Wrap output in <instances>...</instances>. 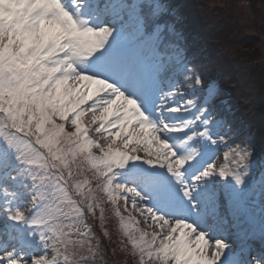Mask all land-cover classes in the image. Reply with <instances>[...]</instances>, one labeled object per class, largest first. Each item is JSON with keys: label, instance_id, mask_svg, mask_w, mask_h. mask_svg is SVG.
I'll list each match as a JSON object with an SVG mask.
<instances>
[{"label": "snow or ice", "instance_id": "1", "mask_svg": "<svg viewBox=\"0 0 264 264\" xmlns=\"http://www.w3.org/2000/svg\"><path fill=\"white\" fill-rule=\"evenodd\" d=\"M169 15L161 0H0V196L10 203L17 195L3 185L14 160L10 178L29 187L31 205L0 208V264H103L88 218L103 228L105 205L138 264H236L222 260L224 234L243 231L247 202L209 180L243 186L252 153L226 142L206 109L191 111L204 82L183 63ZM130 40L134 49L125 47ZM171 79L175 86L154 104V85ZM177 113L192 117L187 130L172 123ZM176 132L189 140L182 148L169 142ZM220 143L223 162L217 155L205 164ZM136 162L166 169L183 196L143 176ZM125 169L156 193L158 207L120 181ZM257 194L264 196V177L249 190ZM19 225L31 238L4 247Z\"/></svg>", "mask_w": 264, "mask_h": 264}, {"label": "rangeland", "instance_id": "2", "mask_svg": "<svg viewBox=\"0 0 264 264\" xmlns=\"http://www.w3.org/2000/svg\"><path fill=\"white\" fill-rule=\"evenodd\" d=\"M161 2L167 5L169 8L172 0H161ZM181 2L185 3L186 10L182 6L180 9L176 10V15L181 14L185 17L187 23L191 24V30L189 32L190 34H193L192 27L194 26L202 29L206 42L214 52L213 57H215L219 62L223 64V69L228 70V72L221 73L214 80V82L210 84V86L207 88V93L209 88H211V94H213L219 89L223 90L232 87V85L230 84V76L232 75V77H234L235 83H237L236 86H233V90L236 91L234 92V95L236 97H239V101L241 102V105H243L242 108L245 109L239 113L243 115L250 124V121L254 119L250 117L251 111L256 109L258 106L254 104L257 100L256 97L260 98L261 95H264V0H181ZM125 47L126 49H134L135 45L130 40L125 45ZM178 52L182 58L181 50H178ZM160 84L161 82L157 83L153 88L154 104H159L161 102V96L168 92V84ZM157 87L159 88L158 90ZM158 93L160 94L158 95ZM168 100L173 104L181 102V99L176 96H171L168 98ZM191 111L195 112V108H192ZM174 115L176 119L172 120V123L178 124L179 126L183 127L184 130H187V127L193 122L192 117L188 116L187 113H177ZM154 122L157 124V126H159V121ZM215 122L219 126L220 135H223L225 133L226 124L228 122L227 118L219 119ZM251 126L253 127L252 131H254V135L252 140L247 145H245L247 148H250L253 141L256 139L260 141L264 140V130L261 131L259 130L260 128H256L258 127V125L254 126V124H251ZM179 137V132L169 134V142L175 148H182L184 144L189 143L187 137H184L183 139H180ZM217 145H219V149H215ZM263 148L264 146L262 147V149ZM219 150H221L224 155V151L226 150L225 143L212 144L209 147L207 153L214 151V154L216 155ZM180 155L183 157H190L189 152H182L180 153ZM256 158H258L256 154L252 155L251 161ZM13 163H15V161L10 160L6 165V175L12 171L14 166ZM136 163L141 165L139 172L143 175L142 172L144 171H142L141 169H145L146 166L148 169L149 165L143 162ZM256 163L257 162L254 161V164ZM159 169L164 170V173H166V169L160 167ZM120 175L123 177V181L125 179L127 181H132V176H135V174L130 173L127 169L122 171ZM135 177L136 179H138L137 176ZM162 178L164 179L162 184L168 185L170 188H172L173 193H176L177 196H183L182 192L176 191L178 185L175 184L174 179L169 180L165 175H163ZM168 180L169 182L168 184H166V181ZM218 183L221 184L219 186V189L222 193L225 194L238 195L243 189V187L236 186L234 182H231L230 177L227 180L222 179V182ZM136 188L140 192L143 191V189H146V192H141L143 196L147 195L144 198H148L153 201L154 206H159L156 193L153 190L140 185H137ZM1 204L3 206H1ZM143 204L145 205L144 202ZM15 205L16 202L10 201L9 203L2 196H0V208H15ZM256 205H260V202L257 201ZM106 207L109 206L105 205V208ZM105 217L106 218L103 228L101 227L99 219H93L91 217L88 218L89 224L94 229L93 234L97 236L101 240V242H103V245H101L102 250L99 252V256L97 257V259L102 258L103 264H138V257L132 256L130 253L128 256L124 252L126 247L130 246L126 245V239L122 241V248H111L114 240L112 238L113 236L111 235V230L110 226L108 225L106 214ZM140 226L144 227L143 224H141ZM14 229H17L19 231L18 235H16L18 243H5L3 244L4 247H11L14 245L19 248L20 241H25L31 238L29 235L31 232L29 226L19 225L9 227V231H12ZM210 235L215 238L218 233L212 232L210 233ZM232 236L233 234H224V238L228 241L230 249L226 250L224 257H222L223 261H227L232 257H234L235 260L239 258L242 259V257H244L240 246L242 241H239L237 244ZM4 239L7 241L8 237H5ZM30 250L40 251L42 249H23V251ZM253 258L259 259L258 257L251 254V258L248 259L250 264H252ZM127 259L129 260L127 261ZM92 264H95V262H92Z\"/></svg>", "mask_w": 264, "mask_h": 264}, {"label": "trees", "instance_id": "3", "mask_svg": "<svg viewBox=\"0 0 264 264\" xmlns=\"http://www.w3.org/2000/svg\"><path fill=\"white\" fill-rule=\"evenodd\" d=\"M173 25L175 28L177 29H182L183 30V39H185L186 41H191L192 44L198 45L200 43V40L197 38H193L192 35H188L187 32H189V29L187 27V25H185V21H183L182 19L179 18H175L172 21ZM199 35H202V33L200 32ZM205 47L206 46H202ZM213 51V50H212ZM213 54V53H212ZM211 54V55H212ZM195 67H198L199 71L198 74L200 76V78L204 81L206 78L208 79L210 76L214 75V74H220L222 72V67L224 68L223 64L221 62H219L215 57H212L204 62L203 59H197L196 62L194 63ZM231 74V73H230ZM230 81L232 82L233 85H235V81H234V77H232V75L230 76ZM257 106L256 108V116L258 117V121L260 123H262V126L264 127V97L263 98H258L256 100V103H254ZM116 218L111 214V211H109V216H108V225L114 226L116 224ZM120 229L116 228L115 230L112 231L111 235L113 236V240H114V248L118 249L119 245H122V241L119 240L118 236H114ZM123 240L125 239L124 236ZM130 246H127L125 250H129Z\"/></svg>", "mask_w": 264, "mask_h": 264}]
</instances>
